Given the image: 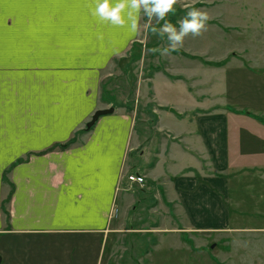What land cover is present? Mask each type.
Returning <instances> with one entry per match:
<instances>
[{"label":"crops","instance_id":"crops-1","mask_svg":"<svg viewBox=\"0 0 264 264\" xmlns=\"http://www.w3.org/2000/svg\"><path fill=\"white\" fill-rule=\"evenodd\" d=\"M93 10L94 0L3 6L1 264H98L120 191L122 206L129 200L121 186L127 151L141 145L135 117L120 108L86 126L105 107L104 74L138 42L143 14L133 32L130 22L113 26ZM231 58H202L204 69L195 74L158 71L169 88L181 90L179 101L164 100L157 76L151 79L161 109L157 132L166 136L155 157L146 151L138 174L161 186L184 216L183 230L209 231L216 259L264 264L257 235L264 227L255 225L264 223L256 220L264 218V111L250 110L245 98L253 84L264 101V70L252 73ZM163 119L178 124L165 127Z\"/></svg>","mask_w":264,"mask_h":264},{"label":"rangeland","instance_id":"rangeland-1","mask_svg":"<svg viewBox=\"0 0 264 264\" xmlns=\"http://www.w3.org/2000/svg\"><path fill=\"white\" fill-rule=\"evenodd\" d=\"M192 7L207 12L211 17L207 31L199 37H186L183 47L179 49L180 52L194 54L191 55L192 59L171 52L161 55L159 51H150L168 47L167 36L161 39L145 30L143 25L147 17L143 15L138 42L104 74L101 97L106 103L103 109L125 108L131 113L135 117V131L141 130V145L137 150L127 151L121 189L128 193L129 200L123 201L122 206L124 192L120 191L119 209L115 207L110 215L111 224L99 251L98 264H225L220 258H215L209 231L183 230L185 218L174 204H169V197L161 186L152 181L150 174H138L142 172L146 151L155 157L166 136L163 132H157L161 109L153 102L151 87V79L158 71L165 73L167 69L172 74H195L199 72L197 67L203 66L202 58L226 60L231 56V60L244 61L246 66L252 68V73L264 70V0H180L166 20L178 28V21ZM163 23L155 24L153 21L157 28ZM236 60L234 62H241ZM236 65L231 64V68ZM163 75H156L155 81L161 96L171 102L179 101L182 98L181 90L169 88ZM261 83L259 90L264 85L263 81ZM178 84L175 83L176 86ZM255 86H248L245 98L250 110L264 111V101H257L263 96L252 93L251 88ZM95 124L90 128L86 126L87 130ZM174 124L163 119L162 125L165 127H176L178 123ZM141 151L145 152L141 154ZM129 175L142 176L144 182H131ZM256 220L263 222L264 218ZM255 225L264 227V223ZM257 235L264 241V231ZM74 251L76 253L77 249L74 248Z\"/></svg>","mask_w":264,"mask_h":264},{"label":"clouds","instance_id":"clouds-1","mask_svg":"<svg viewBox=\"0 0 264 264\" xmlns=\"http://www.w3.org/2000/svg\"><path fill=\"white\" fill-rule=\"evenodd\" d=\"M180 0H94L93 15L101 21L113 26L124 27L130 22L133 32L140 29L139 15L142 13L147 17L143 28L154 36L163 39L167 36L168 47L153 48V53L159 51L161 55H167L172 51H178L183 47L185 38L201 36L207 31L210 16L207 12L192 7L179 21L177 28L166 20L168 13L174 11V7ZM164 21L159 28L154 26Z\"/></svg>","mask_w":264,"mask_h":264},{"label":"water","instance_id":"water-1","mask_svg":"<svg viewBox=\"0 0 264 264\" xmlns=\"http://www.w3.org/2000/svg\"><path fill=\"white\" fill-rule=\"evenodd\" d=\"M115 111L114 107L108 108V109H100L96 111V113L93 115L92 120L88 123V128L92 127L96 121L103 115L111 114ZM172 111L175 112V110L172 109ZM0 264H1V256H0Z\"/></svg>","mask_w":264,"mask_h":264},{"label":"built area","instance_id":"built-area-1","mask_svg":"<svg viewBox=\"0 0 264 264\" xmlns=\"http://www.w3.org/2000/svg\"><path fill=\"white\" fill-rule=\"evenodd\" d=\"M128 179L131 182L140 183V184H142V182H144V177L138 176V175H129Z\"/></svg>","mask_w":264,"mask_h":264},{"label":"snow or ice","instance_id":"snow-or-ice-1","mask_svg":"<svg viewBox=\"0 0 264 264\" xmlns=\"http://www.w3.org/2000/svg\"><path fill=\"white\" fill-rule=\"evenodd\" d=\"M6 3V0H0V29H2L4 24V17H3V6Z\"/></svg>","mask_w":264,"mask_h":264},{"label":"trees","instance_id":"trees-1","mask_svg":"<svg viewBox=\"0 0 264 264\" xmlns=\"http://www.w3.org/2000/svg\"><path fill=\"white\" fill-rule=\"evenodd\" d=\"M171 53H173V54H180V53H182V54H184V55H187L186 53H184V52H180V50H178V51H172ZM203 60V59H202ZM207 62V61H206ZM225 62L223 61V62H207V64H213V65H215V66H222L223 64H224ZM72 143V141L69 143V144H71ZM69 144H67V145H69Z\"/></svg>","mask_w":264,"mask_h":264}]
</instances>
